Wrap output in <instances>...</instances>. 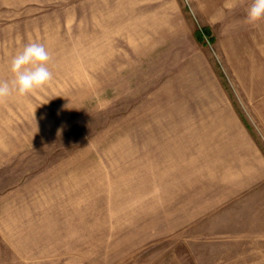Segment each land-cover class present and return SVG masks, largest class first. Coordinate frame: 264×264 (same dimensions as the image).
Wrapping results in <instances>:
<instances>
[{
	"label": "rangeland",
	"instance_id": "1",
	"mask_svg": "<svg viewBox=\"0 0 264 264\" xmlns=\"http://www.w3.org/2000/svg\"><path fill=\"white\" fill-rule=\"evenodd\" d=\"M252 2L0 0V80L53 74L0 102V264H264Z\"/></svg>",
	"mask_w": 264,
	"mask_h": 264
},
{
	"label": "clouds",
	"instance_id": "2",
	"mask_svg": "<svg viewBox=\"0 0 264 264\" xmlns=\"http://www.w3.org/2000/svg\"><path fill=\"white\" fill-rule=\"evenodd\" d=\"M262 19H264V0H253L247 11V21L255 24ZM50 60L48 50L36 41H30L18 51L10 61L13 79L0 80V102L14 95L27 96L43 91L53 79L48 67Z\"/></svg>",
	"mask_w": 264,
	"mask_h": 264
},
{
	"label": "trees",
	"instance_id": "3",
	"mask_svg": "<svg viewBox=\"0 0 264 264\" xmlns=\"http://www.w3.org/2000/svg\"><path fill=\"white\" fill-rule=\"evenodd\" d=\"M198 34H199V36H200V37H202V34L200 33V31H199V33H198Z\"/></svg>",
	"mask_w": 264,
	"mask_h": 264
}]
</instances>
